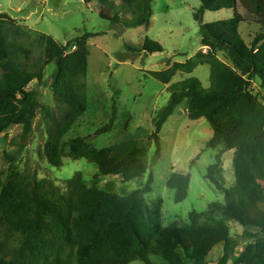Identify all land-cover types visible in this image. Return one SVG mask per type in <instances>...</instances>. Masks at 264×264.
I'll return each mask as SVG.
<instances>
[{
  "label": "trees",
  "instance_id": "trees-1",
  "mask_svg": "<svg viewBox=\"0 0 264 264\" xmlns=\"http://www.w3.org/2000/svg\"><path fill=\"white\" fill-rule=\"evenodd\" d=\"M121 1V11L130 10L134 15L130 20L122 19L116 0H85L100 14L104 9L112 11L111 23L116 27L150 25L152 0ZM199 1L195 20L208 51L150 75L169 84L178 72L191 74L198 66L209 65L210 86L205 89L196 77L172 84L169 102L159 111L150 138L160 148L163 126L186 102L189 118L205 119L213 131L207 148L224 146L234 151L236 184L232 188L222 186L220 158L208 169L207 178L225 193V203H213L202 213L192 212L189 224L164 227L161 204L150 211L144 199V194L151 191L152 175L144 190L125 196L89 188L80 175L71 179L67 193H62L49 181L25 179L13 157L7 156L9 169L0 187V264H158L152 258L162 264H205L221 244L224 256L219 264H264V104L250 89L251 82L258 81L264 92V33L252 47L240 33L244 21L257 22L264 29V0ZM221 10H232L233 17L203 23L206 12ZM8 19L0 14V135L12 126H21L25 140L33 131L37 112L51 113L41 105L40 93L31 86L45 84V68L54 63L51 88L61 118L43 150L49 163L62 167L69 148V157L93 163L100 175L120 176L124 182L143 177L145 171L138 164L148 158V146L127 141L99 150L86 137L64 141L87 110L88 44L99 34L85 32L66 44L41 34L43 56L33 61L32 51L25 50L22 60L13 53L3 32ZM127 49L149 55L164 51L149 38L141 49ZM219 53L233 66L223 62ZM116 121L114 103L108 123L96 133L111 132ZM190 182V175H170L167 187L174 191L176 203L188 198ZM250 219L257 221L256 230H246L242 237L253 243L236 254L243 243L232 235L231 223L247 229Z\"/></svg>",
  "mask_w": 264,
  "mask_h": 264
},
{
  "label": "rangeland",
  "instance_id": "rangeland-1",
  "mask_svg": "<svg viewBox=\"0 0 264 264\" xmlns=\"http://www.w3.org/2000/svg\"><path fill=\"white\" fill-rule=\"evenodd\" d=\"M121 3V0H116L118 8ZM200 7L199 0H152L150 25L123 29L122 26L112 25V11L104 9L100 14L94 5L87 4L85 0H0V14L9 18L3 32L13 47V53L22 60L25 50L32 51L33 61L43 56V46L39 40L41 34L61 44L85 32L99 34L88 44L87 110L64 136V141L70 143L76 138L86 137L91 146L99 150L136 141L140 146H148L149 150L148 158L138 164L145 171L144 176L129 182H124L120 176L100 175L93 163L69 157V148L66 149L62 167L51 165L43 150L55 131L56 122L61 118L51 88V76L55 70L52 63L45 68V84L34 83L31 86L40 93L41 105L51 109V113L37 112L33 131L25 140L21 137V126H12L0 135V187L9 169L7 156H11L25 179L49 181L62 193H67L69 181L80 175L89 188L125 196L135 190H144L152 175L151 191L144 194V199L150 211L161 204V223L164 227L189 224L192 212L202 213L213 203H225V193L207 178L208 169L220 158L222 186L232 188L236 184L234 151L224 146L207 148L213 131L205 119L189 118L186 102L175 110L163 126L160 148L150 138L159 111L169 102L172 84L196 77L205 89L210 86L209 65H200L191 74L178 72L169 84H163L150 75V72L166 70L174 63H186L200 51H208L202 44L200 24L195 20ZM119 13L123 20H130L134 16L130 10L121 11L119 8ZM241 13L244 10L241 9ZM232 17V10L206 12L203 23H215ZM240 33L248 46L252 47L264 29L257 22L244 21L240 25ZM147 38L159 43L164 51L149 55L127 49H141ZM218 56L233 66L223 53ZM250 89L264 104V92L259 82H251ZM114 103L117 109L115 127L109 133L98 135L97 130L108 123ZM173 172L190 175L191 178L188 198L181 203L175 202L174 191L167 187ZM256 227L255 219H250L247 229L231 223L232 235L243 243L236 254L253 243L242 236L246 230L253 233ZM223 256L224 245L221 244L205 259V264H219ZM151 261L162 264L157 258ZM131 264L144 263L137 261ZM228 264H233V261Z\"/></svg>",
  "mask_w": 264,
  "mask_h": 264
}]
</instances>
